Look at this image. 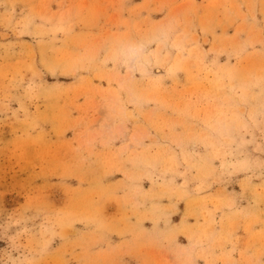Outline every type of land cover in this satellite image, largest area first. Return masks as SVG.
Wrapping results in <instances>:
<instances>
[{
    "label": "rangeland",
    "instance_id": "1",
    "mask_svg": "<svg viewBox=\"0 0 264 264\" xmlns=\"http://www.w3.org/2000/svg\"><path fill=\"white\" fill-rule=\"evenodd\" d=\"M0 264H264V0H0Z\"/></svg>",
    "mask_w": 264,
    "mask_h": 264
},
{
    "label": "bare ground",
    "instance_id": "2",
    "mask_svg": "<svg viewBox=\"0 0 264 264\" xmlns=\"http://www.w3.org/2000/svg\"><path fill=\"white\" fill-rule=\"evenodd\" d=\"M116 105V104H115Z\"/></svg>",
    "mask_w": 264,
    "mask_h": 264
}]
</instances>
